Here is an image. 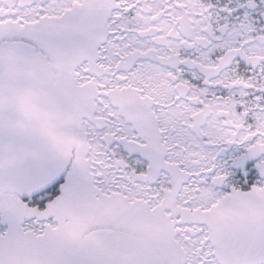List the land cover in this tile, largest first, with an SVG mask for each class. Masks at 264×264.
Masks as SVG:
<instances>
[{"label": "snow or ice", "instance_id": "obj_1", "mask_svg": "<svg viewBox=\"0 0 264 264\" xmlns=\"http://www.w3.org/2000/svg\"><path fill=\"white\" fill-rule=\"evenodd\" d=\"M0 264H264V0H0Z\"/></svg>", "mask_w": 264, "mask_h": 264}]
</instances>
